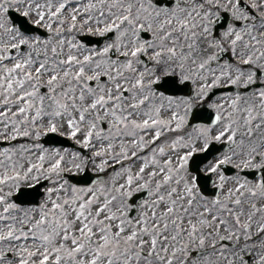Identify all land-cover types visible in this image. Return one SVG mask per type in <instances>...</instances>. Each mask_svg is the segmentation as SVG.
<instances>
[{"label": "snow or ice", "instance_id": "6c2138e0", "mask_svg": "<svg viewBox=\"0 0 264 264\" xmlns=\"http://www.w3.org/2000/svg\"><path fill=\"white\" fill-rule=\"evenodd\" d=\"M0 140V264H264V0H0Z\"/></svg>", "mask_w": 264, "mask_h": 264}, {"label": "flooded vegetation", "instance_id": "af4514ba", "mask_svg": "<svg viewBox=\"0 0 264 264\" xmlns=\"http://www.w3.org/2000/svg\"><path fill=\"white\" fill-rule=\"evenodd\" d=\"M172 1H173V3L175 2V0H172ZM166 3H168V0H162V6H164V4H166ZM11 18L13 20H17V22H19V20H20L18 13H16V12L11 13ZM221 21L223 23H226V20L224 17L221 18ZM220 31H222V29ZM32 34L33 35H39L41 37V39H46L47 35H48L46 30L42 27L41 28H35ZM83 35H86V34L77 35L76 39H77L78 43H81L79 40H80V37ZM87 36H90L92 38H104V39L107 38V37H99V36H93V35H87ZM106 42H107V40H104L103 43L99 47H96V46L88 47V46H85L83 43H81V44H83L85 48H102ZM229 58H230V52L221 53L218 63L223 64ZM187 91H188V88H185L184 92H187ZM238 93L244 95V99L246 101H249V102L253 101V98L251 96H249L248 94L243 92L242 87H237V86L228 87L226 85L215 88L213 90V92L210 94L211 95V101H215L218 98H222L219 100V102L225 103V101L228 97H234ZM0 141H2V140H0ZM227 150H228L227 144H224V145L213 144L210 147L208 153L204 154V155H207L208 158H211L213 155L218 156L220 154V152H226ZM204 155L200 154V157L202 158ZM224 172L227 176L231 177L233 175L234 170L229 165V166H225ZM245 175L249 179L257 178V177H260L261 175H264V170H254V176H253V172H247ZM212 179H215V177H213ZM201 183H202V185L205 184L204 181H202ZM205 192L207 194L208 200L211 201L214 198V192H215V190L212 188L211 179L206 182Z\"/></svg>", "mask_w": 264, "mask_h": 264}, {"label": "rangeland", "instance_id": "374dc122", "mask_svg": "<svg viewBox=\"0 0 264 264\" xmlns=\"http://www.w3.org/2000/svg\"><path fill=\"white\" fill-rule=\"evenodd\" d=\"M72 6H75V3H73V5ZM105 127H106V125H105ZM72 141V140H71ZM76 146H79L78 144H76L75 143V141H72ZM24 143H26V141L24 140V139H19V140H17L16 141V144H14V145H19V144H24ZM8 148V147H7ZM45 148H52V147H45ZM55 148H59V147H55ZM4 148H0V151H2ZM61 151H63V150H67L69 153H71V152H73V151H75V150H73L72 148H59ZM88 155H91V153L90 152H88ZM67 158V157H66ZM98 162V161H97ZM88 173H90V174H97L94 170H93V168H92V166H91V164L89 165V167H88ZM97 175H101L102 177L104 176V174L103 173H99V174H97ZM43 191V190H42ZM41 202V198H40V200H39V203ZM38 203V204H39ZM27 208V207H26ZM229 243V242H228ZM225 245H227V244H225ZM4 247H6V246H0V250H3V248ZM208 260H209V262H210V264H224V261H223V259L218 255V253H212V252H209L208 253Z\"/></svg>", "mask_w": 264, "mask_h": 264}, {"label": "water", "instance_id": "95a60500", "mask_svg": "<svg viewBox=\"0 0 264 264\" xmlns=\"http://www.w3.org/2000/svg\"><path fill=\"white\" fill-rule=\"evenodd\" d=\"M47 138H48V140H49L48 143H52V144H55V145H56V144H63L61 140L56 139V138H54V137H47ZM86 175L92 177L93 179H96V176L90 175V174H88V173H86ZM77 178H78V177H77ZM98 178H99V177H98ZM98 178H97V179H98ZM38 198H39V197H38ZM38 198L36 199L35 204H37Z\"/></svg>", "mask_w": 264, "mask_h": 264}]
</instances>
